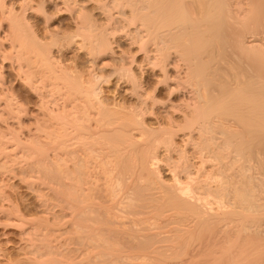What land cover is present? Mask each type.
Masks as SVG:
<instances>
[{"label": "bare ground", "instance_id": "obj_1", "mask_svg": "<svg viewBox=\"0 0 264 264\" xmlns=\"http://www.w3.org/2000/svg\"><path fill=\"white\" fill-rule=\"evenodd\" d=\"M228 1L0 0V55L8 40L2 53L18 61L39 113L24 122L22 98L0 91V170L18 160L25 174L66 179L63 193L49 189L65 194L70 252L115 256L105 264H264V0ZM63 13L71 30L56 23ZM229 16L249 30L235 40L236 65L223 52ZM72 44L86 65L57 55ZM111 79L121 92L108 96L100 83ZM3 194L22 259L47 258L52 246L33 240L49 229Z\"/></svg>", "mask_w": 264, "mask_h": 264}, {"label": "rangeland", "instance_id": "obj_2", "mask_svg": "<svg viewBox=\"0 0 264 264\" xmlns=\"http://www.w3.org/2000/svg\"><path fill=\"white\" fill-rule=\"evenodd\" d=\"M228 2H230V0ZM263 3H264V1H263ZM263 5L261 7V14H262L261 18H262V20H264V6ZM229 17H227V18H229ZM232 17L233 16H231L230 18H232ZM230 18L226 19V21L228 23H226V22H225L226 24L224 23L227 29L231 28L230 30H227L226 28H224V30L226 29V31H227V32L226 31L225 32L226 33H228L229 31L230 32L227 35L224 32V30L222 29L223 30L222 31L223 34L221 33L222 37L224 36V33H225V35H227L226 36L227 37L226 41H225L226 37L224 36V44L226 42V45H225L226 49L223 52H225L224 54L226 56V59H228V58H229L228 60L231 59L230 62H227V63L229 64V63L233 62V64L235 63V65H236V64H238V60H237L236 57L237 56L240 57V55L242 53V52H240V50L241 49L243 50V48L241 46H240L241 48L237 47L239 45V44H237V41L240 40L241 36H243V35L247 36L249 32L246 31L247 34H246V32H244L246 29L248 30V28H246V27H245L246 29L242 28L241 29L242 31H240V29H237L236 27L231 26V25L236 26L237 25V23H236L237 21L235 22V20H236L235 17L232 18V19H234V21L232 19H230ZM69 19H70V16L68 14L63 13L57 18V22L56 23L60 22L59 25L64 23V25H62V27H67L68 25L72 26V24L70 23ZM33 21H34V19H32V22ZM232 22H235L236 25L232 24ZM6 24H8V23L7 22H3L1 24V27H0V38L1 39H5V37H6L5 34H7L6 32L8 31V30H6V29H8V25H6ZM66 24H68V25H66ZM229 24H230V27H229ZM71 26H68L67 28H69L71 30ZM232 29H234V30H232ZM242 32H244V33H242ZM238 37H239V40H238ZM235 40H237V41H235ZM2 44H3V46L1 48H2L3 53L5 52V56H6L8 53H10V51H9V48H10L9 44L10 43L7 40V42L5 41ZM119 45H120V47L121 46L124 47L125 44H123V42H120ZM119 45H118V47H119ZM118 47L117 46L115 47V51L116 52L120 49V47H119V49H118ZM61 48L63 50L60 49V48L56 50V53H59L57 55H59V56H60V54L63 55V57L68 60V62H71L70 60H75V61H78V63H80V65H81V62H82V65H83V61H84V64H85L87 58L85 57V52L84 51H80V49L75 47L73 44L70 45L69 47L66 45V46H63ZM2 51H1V55H0V76H2V83L4 82L3 83L4 86L0 85V91H2V89L4 90L5 88H9L11 86L10 87L11 91L14 94H16L18 96V98H20V99L22 98L23 103H25L24 105L27 106V110L29 109L28 110L29 114L27 115V117L26 116L23 117L22 120H24V122L28 123L29 121L32 120V116L39 115V113L36 114L38 112V107H36L37 106V104H36L37 103L36 96L29 92L27 87H25L24 84L22 83V81H20L19 76H17V72L16 71H17V65H18L17 62L18 61L15 60L16 58L15 59L12 58L14 60L9 59V58H7L8 56L5 57L3 55ZM243 53H245V52H243ZM3 56L5 57V59H4ZM6 58L8 60H6ZM139 58L140 57L138 56L137 59L140 60ZM235 58H236V60L234 61ZM239 59H240L239 62L240 61H243L242 63L245 62V58L244 59L242 58L243 60H241V57H240ZM104 60H105L104 62L106 63V64L104 63V65L106 67L103 68V71L105 73L106 72L109 73L110 70L113 69L112 66L114 65L113 64L114 62H113V60L111 59L110 56L109 57L105 56ZM228 64H225V66L226 65L228 66ZM233 64H230V66L232 67ZM221 66H222V64H221ZM225 66H223V67H225ZM85 69L86 68L83 66V70H85ZM225 69H226V67H225ZM227 70L228 69H226L225 71H227ZM151 75H150V73L144 74V75H142L143 78H140V79L141 80L142 79L146 80V82H148V83L149 82L152 83L153 80H152V76ZM114 81L115 80L111 79L109 84H107L105 82L104 83H100V85L102 84L101 88L103 89V92H104L105 95L107 94L108 96H111L112 93L113 92H117V90H118V92H121L120 91L121 89L117 88V90H115V82ZM183 93H185V92H183ZM160 96L164 100H166L168 98V93H167L165 87L162 88V92H161ZM179 98L181 99V94L180 93L170 97V99L173 102H175V103H179V101H180ZM149 120L152 121V119H148V121ZM238 120L239 119H237V122L234 121V123H233V127L234 128L241 127L242 124L245 125V123L242 122V121H239L240 123H238ZM245 157L246 156H244V158ZM252 159H254V162L252 161ZM252 159H251V163L253 165L255 164V167H257V169H258L259 167L256 165L255 158L252 157ZM20 163H22V164H20ZM23 163H24V161H18V160L14 161V162L10 161V162H8V164H6V169L4 168V169L0 170V192H1V194L4 193L5 194V195L3 194L4 196L8 195L9 197L8 198L6 197V199H9V200H7V201L10 202L11 206L19 207L20 211H22V213L25 214V217H39V221H40V219L42 220L43 226L46 225L47 229H49L50 232H47L48 231L47 230L45 235H44L46 237H42L43 235H41V237H42V238L40 237L41 241L39 240V237H38V238H35L33 240V243L36 246L37 245H41V244L43 245V243H46V245H51L52 247L51 246L50 247L54 251V254H53V251L51 250L52 251V252H50V253H52V254H50V255H52L51 259H50L51 256L49 255L47 258L46 257L43 258V260L39 259L41 261L36 260L34 262L31 261V263H30V261L28 262V261L23 260L22 259V254H23L22 252H24V251H23L22 248H24V244L26 243V241H24V239L23 240L20 239L21 230L19 228L13 227L10 223H8V221L6 219V216L2 215V217L0 216V248L3 251L2 253L3 254L5 253V254H4V257L0 258L1 264L2 263L3 264H8L7 261L8 262L11 261L10 263H12V264H28V263L29 264H105L109 260H113V258L115 259V256L114 257L113 256H109V257H103V258H101V257H99V258L98 257H94V258L91 257L90 258V257H87V256L84 257V256L76 255L75 253L69 251V244H68V241H67V235H66V233H64V229L66 228V224H65L66 217L64 216V214H65V212L67 213L68 209H67V207L65 205L62 204L63 202H61L60 198L58 197V196H60L62 198L63 194L62 195L56 194L55 190L56 189L58 190V188H56L55 190L51 189V190L55 191L54 192L55 195H53V191H51L49 189L51 187L53 188V186H55V185H57L59 183L58 185L60 187V191L64 190V188H62L61 185L63 184V186H64V184L66 182V179H64V177H63L62 179H64V180H60V181L58 180V182H56L57 180L55 181L51 177L48 178V177L43 176L42 174L40 176L39 175L40 173H30L31 175L28 173L29 174L28 175L27 172H26V174H25L24 170L23 171L22 170L21 171L18 170V168L22 167V165L25 167L26 163L25 164H23ZM7 166H8V168H7ZM161 167H162L163 170L165 169L164 165H162ZM257 169L254 168V170L252 169V171L256 172ZM162 175H163V178L168 180V178H169L168 174H165L163 172ZM50 179H52V180H50ZM45 181H47V183ZM51 181H52V183H51ZM54 182H56L57 184H55ZM60 182H62V184H60ZM50 184H51V187H50ZM58 185H57V187H58ZM62 193H63V191H62ZM56 195H58V196H56ZM54 196H56V199H55ZM64 196H65V194H64ZM57 199L60 200L59 201L60 203L58 202ZM65 199L66 198L64 197V201H65ZM7 201H6V203H9ZM62 201H63V199H62ZM64 203H66V201ZM246 206H248V205H246ZM50 209L52 210L53 213L51 212ZM45 210H47V211L49 210L50 211L49 213H51L53 215L57 214V215H54V217H53L55 219L52 218L53 221H51V219H50V216L52 217L53 215H51V214L49 215V213H48V215H49L48 218L45 217V216H47V212ZM255 210H256V208H254V211ZM57 211H59V212H57ZM246 212L247 211H245V213ZM42 214H45V215L42 216ZM55 216H58V217L56 218ZM44 217L46 219H48L49 221L47 222V220H44L45 219ZM28 224L29 223H27V222H26V224L25 223L23 224V225H25V229H28V227H29ZM249 229L252 230V229H254V227H249ZM53 258L55 260H52ZM95 260H96V262H99V263H96ZM54 262H57V263H54Z\"/></svg>", "mask_w": 264, "mask_h": 264}]
</instances>
